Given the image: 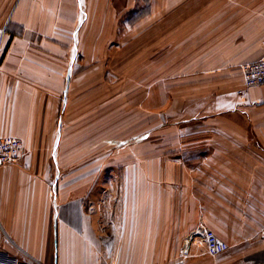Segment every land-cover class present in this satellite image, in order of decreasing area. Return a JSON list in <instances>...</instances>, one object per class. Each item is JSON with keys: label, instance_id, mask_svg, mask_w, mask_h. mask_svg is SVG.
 I'll return each mask as SVG.
<instances>
[{"label": "crops", "instance_id": "obj_1", "mask_svg": "<svg viewBox=\"0 0 264 264\" xmlns=\"http://www.w3.org/2000/svg\"><path fill=\"white\" fill-rule=\"evenodd\" d=\"M139 1L0 0V137L22 142L18 160L0 166V251L42 264H163L168 250L181 264H264V86L236 94L242 68L264 58V0H142L137 25L160 28L167 57L193 74L175 101L207 94L217 123L192 131L198 141L173 147L167 165L146 163L138 184L149 212L86 208L104 155L92 118L103 100L99 36ZM80 54L100 61L81 67ZM168 202L173 220L161 216ZM206 230L226 252L208 254Z\"/></svg>", "mask_w": 264, "mask_h": 264}, {"label": "rangeland", "instance_id": "obj_2", "mask_svg": "<svg viewBox=\"0 0 264 264\" xmlns=\"http://www.w3.org/2000/svg\"><path fill=\"white\" fill-rule=\"evenodd\" d=\"M146 2L148 0H144V3ZM142 4L140 0L134 10H120L119 23L102 27L104 36H99L102 37L103 48V100L100 112L92 118L101 119L103 168L92 185V193L86 203L88 211L99 212L94 215H100V212L110 209L122 211L127 208L149 212L150 204L146 201L143 187L138 184L140 178L148 173L146 163H154L156 170L160 161L167 165L164 157L173 156V147L189 148L198 141V138L191 136L192 131L197 135V131L212 128V123H217L207 115L214 108L210 106L211 101L208 100L207 94L199 97V104L187 100L184 105L181 97H177V102L175 101L176 94L180 92L177 88L184 86L182 83L193 74L189 73L188 64H182L183 60L176 63L177 58L167 57L173 54V48L165 49V40H159L160 28L156 27L154 34H151L148 29L151 30L153 24L137 25L142 21L144 12H148L142 10ZM153 14L152 11V16ZM144 34L146 38L143 37ZM99 61L100 59L87 57L83 59L80 54L77 64L82 67L97 62L98 65ZM97 109L98 112L99 108ZM180 110L182 113L179 114ZM94 119L91 121L93 128ZM179 131L188 133L175 137L174 133ZM145 133H148L146 139L142 136ZM144 146L149 147V156L144 155ZM116 150L118 156L115 154ZM162 189L163 194L175 191L170 186ZM157 190L158 193L162 191L158 188ZM176 207L175 202L163 203L161 216L166 214L171 220L175 219ZM155 217L158 219V214ZM97 220H101V224L105 226L110 225L109 218ZM170 229L173 227L168 226L169 231ZM167 253L171 258L166 259L165 264H181L182 261L174 258L173 250H168ZM155 259L150 255L149 261H156Z\"/></svg>", "mask_w": 264, "mask_h": 264}, {"label": "built area", "instance_id": "obj_3", "mask_svg": "<svg viewBox=\"0 0 264 264\" xmlns=\"http://www.w3.org/2000/svg\"><path fill=\"white\" fill-rule=\"evenodd\" d=\"M5 29L0 28V53L1 42L4 36ZM243 84L236 91L238 96H243L252 88L264 86V58L259 61L245 65L242 68ZM22 151V142L20 139L12 136L0 137V166L14 163L18 160ZM204 241L207 247L208 254L216 258L226 252L227 245L220 241L211 230H206L204 233ZM21 256H14L2 250L0 251V264H42L37 259L28 256L23 250H20Z\"/></svg>", "mask_w": 264, "mask_h": 264}]
</instances>
